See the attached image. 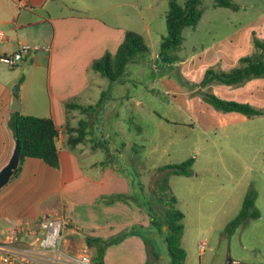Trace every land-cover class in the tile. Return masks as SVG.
Wrapping results in <instances>:
<instances>
[{
    "label": "crops",
    "instance_id": "obj_1",
    "mask_svg": "<svg viewBox=\"0 0 264 264\" xmlns=\"http://www.w3.org/2000/svg\"><path fill=\"white\" fill-rule=\"evenodd\" d=\"M53 1L57 0H0V56L14 54L20 44L34 48L17 67L0 62V171L16 148L9 127L14 112L52 118L61 136L57 144L58 168L26 158L15 176L0 189V226L6 233L13 226L36 225L43 217H65L74 227L70 236L86 248V237L108 239L132 231L120 243L107 248L103 264H147L144 234L153 230L146 209L138 203L106 205L99 200L116 194H140L137 185L141 183L136 184L133 169L143 164L137 156L146 149L142 141L147 139L138 135L125 140L123 127L118 126L121 117L116 102L123 99L127 105L134 104L138 114L148 112L144 98L130 91H118V86L135 87L143 85V81L129 76V65L115 82L91 69L94 60L117 51L127 30L108 23L100 15L88 14L85 7L71 8L60 0L61 8L53 13ZM254 32L264 39V17L219 41L197 42L191 47L184 41L179 49L164 55L152 53L141 34L151 60L156 61L155 69L164 65L173 70L167 78L156 79L173 96L167 102L162 122L200 130L205 135L220 127L239 128L252 120L237 112L216 111L199 96L186 92L172 74L190 84H199L212 66L219 65L223 71L233 69L241 57L253 52ZM92 85L97 86V94H92ZM152 87H147V93ZM212 91L223 100L264 110V79L251 80L238 88L216 85ZM16 99L19 111L12 110ZM99 101L100 107L93 112L82 114L73 109L67 114L65 110L68 103L88 107ZM102 107H109L106 115L101 114ZM80 120L88 122L87 140L70 148L66 124L69 122L75 128ZM127 130L131 132V128ZM198 144L197 139L194 145ZM99 152L104 156H95Z\"/></svg>",
    "mask_w": 264,
    "mask_h": 264
},
{
    "label": "rangeland",
    "instance_id": "obj_2",
    "mask_svg": "<svg viewBox=\"0 0 264 264\" xmlns=\"http://www.w3.org/2000/svg\"><path fill=\"white\" fill-rule=\"evenodd\" d=\"M60 1L71 8L85 7L88 14L100 15L110 24L142 34L154 54L160 52L162 38L167 35L166 14L170 0ZM175 1L182 7L186 2ZM233 2L239 7L237 11L214 8L212 0H202L199 6L202 15L197 26L183 31L185 45L191 47L197 42L219 41L264 17V0ZM60 5L59 0L51 2L53 13L59 11ZM139 60L142 62L128 64L129 76L137 77L143 85L118 86V91L123 94L130 91L132 95L144 98L148 112L138 114L137 107L127 105L123 99L116 102V107L120 110L118 126L123 127L125 140H133L138 135L147 139L142 141L146 149L140 150L137 156L143 164L133 169L136 184L141 183L137 185L139 190L142 188L140 195L152 203L155 216L163 221L164 209L154 193V182L161 175L157 169L193 158L191 177L173 176L169 179L170 192L178 199L177 208L185 215L182 246L187 255L184 264H228L230 260L231 264H264V115L249 118L252 120L239 128L220 127L205 135L200 130L163 123L161 117L173 96L166 93L156 79L157 76L167 78L168 72L173 70L164 65L156 70L153 65L156 61L151 60L150 53ZM172 75L181 85L177 79L179 75ZM148 86H153L149 93ZM92 88V94L98 91L96 85ZM108 108L102 107L101 114L106 115ZM128 127L131 128L129 133ZM197 139L199 144L196 146ZM95 156L103 157L104 154L99 152ZM250 192L256 195L254 207L260 217L246 221L227 236V225L238 215ZM152 230L144 234L150 264H169L165 235ZM163 231H167L166 226ZM67 233H70L69 229ZM67 239L73 252L85 250L93 257L95 251L75 242L70 235ZM202 242L206 243V251L201 255L198 246ZM152 249L158 253V260L151 255Z\"/></svg>",
    "mask_w": 264,
    "mask_h": 264
},
{
    "label": "trees",
    "instance_id": "obj_3",
    "mask_svg": "<svg viewBox=\"0 0 264 264\" xmlns=\"http://www.w3.org/2000/svg\"><path fill=\"white\" fill-rule=\"evenodd\" d=\"M201 1L186 0L183 7L178 5L175 0L169 1V10L166 14L167 35L162 38L160 55L177 50L182 46L184 29L195 28L201 19L202 12L199 10ZM212 5L214 8H226L234 11L239 8L233 0H212ZM251 40L253 52L250 55L241 57L237 66L233 69L223 71L219 65L212 66L207 69L199 84H190L180 75L176 78L190 95L199 96L216 111L222 113L237 112L248 118L263 116V109H258L247 103L223 100L212 91V87L216 85L238 88L251 80L264 79V39H260L255 33H252ZM149 53L150 49L143 36L138 32L127 30L117 51L114 54L108 52L101 58L94 60L91 69L109 81L115 82L124 74L128 64L146 57ZM100 104L101 101L95 105L84 107L68 103L65 105V110L67 114L73 109L85 114L95 111L100 107ZM9 127L14 133L16 142L19 143L21 154L19 166L13 176L20 170L21 164L26 158L42 160L52 168L59 167V150L56 144L59 131L52 118H41L14 112L10 117ZM65 133L69 147L75 148L87 140L88 122L80 120L75 128L71 127L68 122ZM193 164L194 159L190 158L179 164H170L157 169V172L161 175L154 182V193L164 209L163 221L157 219L152 203L143 195L116 194L99 199L100 202L106 205L121 202L127 204L138 203L144 207L151 218L152 228L165 235L164 242L169 256V264H184L187 255L182 246L185 215L177 208L178 199L170 192L169 179L173 176L191 177ZM255 198L254 192H250L245 197L238 215L230 221L225 229L227 236L232 235L246 221L260 217L259 211L254 207ZM163 226L167 227V231H163ZM131 232L108 239L86 237L87 247L95 251L92 262L103 264L107 248L120 243ZM145 240L148 247V241ZM152 250L151 255L158 260V253L154 249ZM148 253L150 255L149 251ZM150 263L148 259L147 264Z\"/></svg>",
    "mask_w": 264,
    "mask_h": 264
},
{
    "label": "built area",
    "instance_id": "obj_4",
    "mask_svg": "<svg viewBox=\"0 0 264 264\" xmlns=\"http://www.w3.org/2000/svg\"><path fill=\"white\" fill-rule=\"evenodd\" d=\"M31 46L20 44L12 55L0 56V62L10 68L17 67L31 53ZM61 142L58 135L56 144ZM74 227L61 216L41 218L36 225L24 224L11 227L4 233L0 226V264H92L87 251L73 252L67 230ZM200 254L206 251V243L198 246Z\"/></svg>",
    "mask_w": 264,
    "mask_h": 264
},
{
    "label": "water",
    "instance_id": "obj_5",
    "mask_svg": "<svg viewBox=\"0 0 264 264\" xmlns=\"http://www.w3.org/2000/svg\"><path fill=\"white\" fill-rule=\"evenodd\" d=\"M19 87H16L15 91H18ZM18 99H16L13 103L12 110L13 111H19L20 106L18 103ZM20 147L19 143L16 142V148L14 151L13 156L11 157L9 163L0 171V189L3 188L8 182L11 180L12 176L14 175V172L19 166L20 163ZM231 260L228 262V264H231Z\"/></svg>",
    "mask_w": 264,
    "mask_h": 264
}]
</instances>
